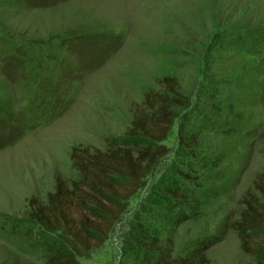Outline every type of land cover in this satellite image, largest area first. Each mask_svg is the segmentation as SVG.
<instances>
[{
	"label": "rangeland",
	"instance_id": "374dc122",
	"mask_svg": "<svg viewBox=\"0 0 264 264\" xmlns=\"http://www.w3.org/2000/svg\"><path fill=\"white\" fill-rule=\"evenodd\" d=\"M31 1L0 0V264H45L51 248L74 249L62 231L30 219V200L45 202L59 177L79 178L72 146L105 150L126 137L136 106L163 91L165 76L192 97L160 142L168 154L106 241L78 245L76 261L142 264L145 252L126 246L141 219L160 245L171 240L173 257L214 237L209 264L264 263V253L241 248L232 226L264 173V0ZM184 116L206 119L188 158L177 137ZM178 171L194 178L175 174L201 204L172 226L171 202L153 191Z\"/></svg>",
	"mask_w": 264,
	"mask_h": 264
},
{
	"label": "trees",
	"instance_id": "16d2710c",
	"mask_svg": "<svg viewBox=\"0 0 264 264\" xmlns=\"http://www.w3.org/2000/svg\"><path fill=\"white\" fill-rule=\"evenodd\" d=\"M49 1L31 2L44 6ZM160 82L163 91L145 93L142 103L136 106L126 137L114 140L105 150L72 146L70 159L79 178L68 183L59 177L45 202L34 198L30 200V219L45 231H62L74 248L72 251L69 246L51 248L45 264H78L75 259L78 245L88 248L102 245L126 212L129 199L143 188L159 159L168 154V149L160 142L167 137L174 124L176 109L188 108L192 97L177 90L178 84L173 77L165 76ZM183 118L185 120L177 127V137L182 155L188 158L194 156L198 135L206 119L191 122L188 117ZM218 163L219 158L212 165ZM175 174L185 180L194 179L178 171L172 173L174 180L153 191L156 197L171 202L166 204V213L170 214L172 226L192 217L201 204L198 197L183 193L177 185ZM118 179L124 181L117 183ZM240 205L238 217L232 226L237 231L241 248L262 256L264 173L258 175L253 189L245 191ZM129 232L130 239L126 246L145 252L142 264H150L154 252L157 257L151 264H209L204 251L217 241L214 237L202 240L200 246L186 255L173 257L171 240L165 247L160 245L158 236L149 235L141 219L131 226ZM254 264L264 263L259 259Z\"/></svg>",
	"mask_w": 264,
	"mask_h": 264
}]
</instances>
